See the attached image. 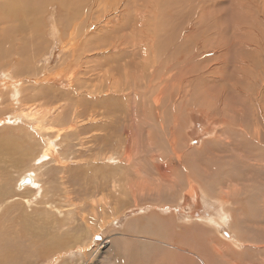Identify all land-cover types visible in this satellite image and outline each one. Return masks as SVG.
<instances>
[{"label": "rangeland", "instance_id": "rangeland-1", "mask_svg": "<svg viewBox=\"0 0 264 264\" xmlns=\"http://www.w3.org/2000/svg\"><path fill=\"white\" fill-rule=\"evenodd\" d=\"M105 1L59 0V7L53 3L42 10L29 0H13L9 6L15 4L17 15L7 16L9 7L2 10L0 0V49L6 53L0 54L6 60L0 66V193L7 188L5 200L12 203L1 215L0 238L14 249L10 264H203L202 256L213 264H264V0ZM69 26L80 33L71 43ZM140 37L142 49H136ZM120 38L128 46L121 56L113 45ZM148 38L160 52L147 48ZM118 57L129 62L128 70L119 69ZM167 60L169 66L178 62L186 74L174 79L181 71L175 64L178 69L167 73ZM152 67L156 85L174 83L171 102L160 98L161 117L152 109L158 88L148 92L147 117L136 108L137 97L123 102L127 120L110 115L111 83L125 70L130 84L139 74L148 78ZM181 80L186 99L178 95ZM34 83L40 93L29 91ZM75 107L90 110L75 114ZM170 133L173 152L165 141ZM164 162L171 170L169 183L158 181L155 170ZM31 172L38 182L18 190L17 181ZM145 177L154 188L141 187ZM223 209L227 214L220 225L194 220L217 217ZM8 227L10 236L4 234ZM224 229L238 243L226 241ZM223 242H229L228 254ZM183 246L188 251L180 250Z\"/></svg>", "mask_w": 264, "mask_h": 264}, {"label": "bare ground", "instance_id": "bare-ground-1", "mask_svg": "<svg viewBox=\"0 0 264 264\" xmlns=\"http://www.w3.org/2000/svg\"><path fill=\"white\" fill-rule=\"evenodd\" d=\"M9 1H11V3H14L13 2V0H3V6L1 7V9L2 10H4L5 11V8L6 7H9V9H6V10H8L7 12V16H14V15H17V11L15 10L16 8H15V4L13 5V6H9ZM17 1H20V2H22V3H24V2H26L27 3V0H17ZM30 2H32V3H34L33 4V6L34 7H39L40 9H47V6L48 5H50V4H53V3H57V5H58V7L60 6V3L57 1V0H42V1H39V0H29ZM105 1V0H104ZM5 2H7L6 4H5ZM39 2H41V3H39ZM100 2V1H99ZM114 2V0L113 1H110V4H112ZM39 3V4H38ZM71 3V2H70ZM69 3V4H70ZM105 3H106V1H105ZM108 3V2H107ZM106 3V4H107ZM116 3V2H115ZM114 3V4H115ZM118 3V5H119V3H120V0H119V2H117ZM5 4V5H4ZM29 4H31V3H29ZM36 4H38V5H36ZM103 4V3H102ZM105 4V5H106ZM121 4V3H120ZM124 4V3H123ZM156 4V3H155ZM169 4V3H168ZM171 4V3H170ZM54 5V4H53ZM117 5V6H118ZM163 5H165V4H162V6ZM177 5V4H176ZM21 6H22V4H21ZM75 6V5H74ZM107 6H108V4H107ZM122 6V5H121ZM155 6V5H154ZM170 6H172V5H170ZM178 6V5H177ZM33 7V8H34ZM63 7V6H62ZM68 7V6H67ZM70 7V6H69ZM115 7V6H114ZM173 7H175V6H173ZM172 7V9H174ZM181 7V6H180ZM23 8V7H22ZM22 8H20V9H22ZM32 8V9H33ZM162 8V7H161ZM171 8V7H170ZM64 9V8H63ZM73 9V8H72ZM71 9V10H72ZM156 9V8H155ZM163 9V8H162ZM164 9H167V8H165V6H164ZM69 10H70V8H69ZM76 10V9H75ZM118 10H120L119 8H118ZM30 11H32L31 9H30ZM73 11V10H72ZM167 11V10H166ZM171 11V10H170ZM154 12H156V11H154ZM173 12V11H172ZM1 13H2V11H1ZM5 13V12H4ZM75 13H77V11H74V13H72L71 15H75ZM143 13V12H142ZM157 13V12H156ZM160 13V12H159ZM167 13H168V11H167ZM170 13V12H169ZM22 14V13H21ZM24 14V13H23ZM22 14V16H24L25 15V17H27V13L26 14H24L23 15ZM30 14V13H29ZM28 14V15H29ZM32 14V13H31ZM30 14V15H31ZM69 14V13H68ZM172 15V14H171ZM18 16H19V14H18ZM33 16H34V14H33ZM105 16V15H104ZM165 16V15H164ZM163 15H162V17H164ZM168 15H166V17H167ZM20 17V16H19ZM30 17V16H29ZM35 17V16H34ZM11 18V17H10ZM36 18V17H35ZM70 18V17H69ZM104 18V17H103ZM8 19H9V17H8ZM19 19V18H18ZM25 19V18H24ZM23 19V20H24ZM33 19V18H32ZM66 19H67V17H66ZM106 19V18H105ZM166 19V18H165ZM156 20V19H155ZM154 20V21H155ZM157 20H158V18H157ZM156 20V21H157ZM18 21V20H17ZM20 21V20H19ZM65 21V20H64ZM72 20H70V22H71ZM75 21V20H74ZM105 21V20H104ZM107 21H109V20H107ZM153 21V22H154ZM159 21V20H158ZM161 21H162V19H161ZM146 21H144V23H145ZM154 23H156V22H154ZM166 23V22H165ZM74 24V23H73ZM163 24H164V22H163ZM167 24V23H166ZM154 25V24H153ZM206 25V24H205ZM54 26V25H53ZM67 26V25H66ZM144 26H146V24L144 25ZM150 26H152V24H150ZM168 26H170V25H168ZM204 26V25H203ZM70 27L71 26H69V29H70ZM22 28V27H21ZM143 28V27H142ZM146 28H148L147 26H146ZM160 28V27H159ZM71 29H72V31L70 32V34L68 35V40L70 41V42H68V43H71V41H77L75 38L80 34L78 31H76V27L75 26H72L71 27ZM70 29V30H71ZM143 30V29H142ZM146 31L148 30V29H145ZM145 30H143V31H145ZM148 31H150V29L148 30ZM154 31V30H153ZM191 31V30H190ZM29 32V31H28ZM53 33V32H52ZM116 34V33H115ZM148 34V33H147ZM65 35V34H64ZM63 35V32H62V34H61V36L62 37H65ZM146 35V34H145ZM112 36V35H111ZM147 36V35H146ZM156 36H158V38H159V34L158 35H156ZM147 37H149V34H148V36ZM147 37L145 38V39H147ZM154 37V36H153ZM67 38H65V39H67ZM115 38H117V37H115ZM141 38V39H140ZM140 38H138V45H140V46H138L136 49H142V44H143V41H142V38L143 37H140ZM151 38H152V36H151ZM79 39V38H78ZM153 39V38H152ZM62 40H64L63 38H62ZM113 40V39H112ZM122 39L120 38V42L119 43H117V44H113L114 46H115V49L117 50V52H118V54H119V56H121L120 54H124V53H126V49L128 48V46L126 47V44L124 43V41H121ZM158 40V39H157ZM160 40V39H159ZM159 40H158V42H159ZM162 40V39H161ZM67 41V40H66ZM108 41V40H107ZM118 41H119V39H118ZM134 41V43H136L135 41H137L136 39L135 40H133ZM152 41V40H151ZM154 41V40H153ZM152 41V42H153ZM167 41V40H166ZM11 42V41H10ZM109 42V41H108ZM115 42H116V40H115ZM114 42V43H115ZM150 41H149V38H148V40H147V43H146V46H147V48H149L150 50H151V52L152 53H155V52H157V51H159V50H156L155 51V48H153L154 46V44H150L149 43ZM156 42V41H155ZM190 42V41H189ZM127 43H128V41H127ZM130 43V42H129ZM134 43H132L133 45H134ZM154 43V42H153ZM108 44H110V43H108ZM112 44V43H111ZM110 44V45H111ZM131 44V45H132ZM45 45V44H44ZM72 45L73 46H76L75 45V42H72ZM101 45V44H100ZM130 45V44H129ZM130 45V46H131ZM158 45V44H157ZM156 45V46H157ZM46 46V45H45ZM66 46H68V45H66ZM114 46H112V47H114ZM135 46V45H134ZM137 46V45H136ZM135 46V47H136ZM145 46V47H146ZM195 47H196V45H194ZM111 47V48H112ZM160 46H158L156 49H158ZM165 47V46H164ZM246 47H248L249 48V46H247L246 45ZM70 48H72L73 49V47L71 46ZM133 48V47H132ZM211 48V47H210ZM218 48V47H217ZM45 49V48H44ZM134 49V48H133ZM149 49H147V52H149L150 50ZM165 49V48H164ZM215 49V48H214ZM78 50V49H77ZM149 50V51H148ZM196 50V49H195ZM0 51L2 52L3 50L2 49H0ZM7 51V50H6ZM74 50H72V52H73ZM108 51V50H107ZM129 51V50H128ZM127 51V53H130V52H132V51H130V52H128ZM135 51H137V50H135ZM141 51H143L141 54L144 56V51H146L145 49H144V47H143V50H141ZM165 51V50H164ZM0 52V54L1 55H5L6 53H1ZM36 52V51H35ZM71 52V53H72ZM105 52V51H104ZM134 52V51H133ZM160 52V51H159ZM69 53V52H68ZM136 53V52H135ZM137 53H138V51H137ZM136 53V54H137ZM146 53V52H145ZM35 54V53H34ZM37 54V53H36ZM35 54V55H36ZM46 54V53H45ZM116 54V53H115ZM117 54V55H118ZM134 54V53H133ZM149 54V53H148ZM158 54V53H157ZM179 54V53H178ZM213 54H214V52H213ZM34 55V58H36L37 56H35ZM37 55H39V52H38V54ZM114 55V54H113ZM112 55V56H113ZM162 55V54H161ZM76 56V55H75ZM124 56H126V55H124ZM128 56H129V54H128ZM137 56V55H136ZM164 56V55H163ZM221 56H222V54H221ZM42 57V56H41ZM114 57V56H113ZM115 57L117 58V56L115 55ZM114 57V58H115ZM147 56H145L144 58H146ZM160 58H161V56H159ZM158 56L156 57L157 59H156V62L157 61H159L160 60V58H159ZM167 57V56H166ZM171 57V56H170ZM242 57V56H241ZM14 58V57H13ZM32 58V57H31ZM40 58V57H39ZM38 58V59H39ZM112 57H110V59H111ZM115 58V59H116ZM119 58L120 57H118V61L117 62H119ZM148 58V57H147ZM162 58H165V57H162ZM168 58V57H167ZM2 59V58H1ZM38 59H36V60H38ZM109 59V60H110ZM124 57H123V61H124ZM130 59V58H129ZM151 59V58H150ZM173 59V61H174V57H172L171 58V60ZM179 59V58H178ZM242 59V58H241ZM4 60V59H3ZM117 60V59H116ZM127 60V59H126ZM130 60H132L133 61V59H132V57H131V59ZM171 60H169V61H171ZM177 60V59H176ZM181 60H183L182 58H181ZM221 59H219V61H220ZM223 60V59H222ZM5 61L6 60H4V61H2V60H0V66L4 63V65L6 64L5 63ZM29 61V60H28ZM68 61V60H67ZM66 61V62H67ZM135 61V60H134ZM143 61H145V62H147V63H150L152 66L155 64V60H152V61H149V60H143ZM161 61V60H160ZM165 61H166V59H165ZM168 61V60H167ZM167 62L168 63V68L167 67H165V69L167 70L166 72L168 73V69H174V68H177L179 65H177V63H174L173 61V65L172 64H170V65H172V66H169V63L170 62ZM184 62H185V60H183ZM182 61V62H183ZM243 61V60H242ZM1 62H3L2 64H1ZM10 62V63H9ZM9 62H7V65L8 64H10L11 65V61H9ZM162 62H163V59H162ZM171 62V63H172ZM181 62V63H182ZM183 62V63H184ZM225 62V61H224ZM240 62V61H239ZM238 62V63H239ZM29 63H31V61L29 62ZM28 63V64H29ZM72 63V62H71ZM88 63V62H87ZM122 63V62H121ZM120 62L118 63V64H120V66H119V69L120 70H124V69H126V70H128L129 68H126V67H129V62L128 61H125V63H122L121 64ZM143 63V62H142ZM158 63V62H157ZM164 63H166V62H164ZM183 63H182V65H183ZM189 63V62H188ZM226 63V62H225ZM246 63V62H245ZM112 64H114V63H112ZM144 64H146V63H144ZM160 65H162L161 64V62L159 63ZM176 64V66L177 67H175L174 65ZM179 64H180V62H179ZM227 64V63H226ZM234 64V63H233ZM247 64V63H246ZM30 65V64H29ZM85 65V64H84ZM109 65H110V63H109ZM117 65V64H116ZM134 65H136V64H134ZM143 65V64H142ZM147 65H149V64H146V66ZM156 65H158V64H156ZM239 65V64H238ZM240 65H241V67L243 66L242 64H241V62H240ZM6 66V65H5ZM108 66V65H107ZM112 66H114V65H112ZM144 66V65H143ZM166 66H167V64H166ZM186 66V65H185ZM246 66V65H245ZM110 67V66H109ZM117 67H118V65H117ZM164 67V66H163ZM184 67V66H183ZM192 67V66H191ZM224 66H222V68H223ZM5 68H7V67H5ZM28 68V67H27ZM37 68V67H36ZM115 68V67H114ZM113 68V69H114ZM141 68V67H140ZM140 68H138L139 70H140ZM153 69L150 71V69H148V73H147V76H148V78L146 77V73H144V74H139V76L138 77H136L135 76V79H134V81H133V83H128V73L126 72V70H125V72L123 73L124 74V79L125 80H123L122 79V77L121 76H123V74L122 75H120L117 79H115L109 86V88H108V90L109 91H111L112 92V94H113V97H110L109 95V99H108V102H107V100H106V102L108 103V106H106V107H108V109H109V111H110V115L112 114V115H118V117L119 118H121V119H123V118H125L126 116V114H124V116H123V113L124 112H126L127 110H125V107H124V103L123 102H126V103H128V102H131L132 100H134L136 97L138 98L137 99V101H139V104H137V107L136 108H138L139 110H141L140 112H142V115L144 116V117H147L146 116V111L147 110H149L148 108H149V106H147L148 104H147V101H148V92H152V95L153 94H155V93H153L154 92V90H156L157 88H158V93L156 94V95H154L155 97H154V99L152 100V103L154 104V107L152 108L153 109V111H154V114H155V118H158L159 116H160V112H159V109L161 108V107H159L158 105H160L159 104V101H160V98H162V97H165V96H167L168 97V99H169V101L171 102V100L173 99V97H174V94H173V85H174V83L173 84H171L170 86L168 85V83L167 82H161V81H159V83H161L160 85H156V83H155V77H156V75H157V69L156 68H154V67H152ZM180 68H182V66L180 65L179 66V71H181V72H179V73H181V74H179L178 73V70H177V73H176V71H175V73H176V75L173 77L174 79H176L177 78V76H182V72H184L185 73V71L184 70H181ZM185 68V67H184ZM65 69V68H64ZM63 69V70H64ZM101 69V68H100ZM135 69H137V67L135 68ZM143 69H145L144 67H143ZM147 69V68H146ZM145 69V70H146ZM161 69V68H160ZM164 69V70H165ZM178 69V68H177ZM233 69V68H232ZM32 70H35V71H37L38 69H32ZM115 70L117 71V68H115L114 69V71L113 72H115ZM159 70V69H158ZM163 70V69H162ZM190 70V69H189ZM222 70V69H221ZM227 70V69H226ZM240 70V69H239ZM110 71V70H109ZM130 71V70H129ZM143 71V70H142ZM150 71V72H149ZM161 71V70H160ZM186 71H187V69H186ZM34 72V71H33ZM131 72V71H130ZM192 72V71H191ZM106 73V72H105ZM110 73V72H109ZM116 73V72H115ZM119 73V72H118ZM138 73H140V72H138ZM165 73V72H164ZM166 73V74H167ZM174 73V72H173ZM184 73H183V75H184ZM244 73H245V70H244ZM108 74V73H107ZM106 74V75H107ZM112 74H114V73H112ZM111 74V75H112ZM186 74V73H185ZM188 74H189V72H188ZM187 74V77L189 76ZM247 74V73H246ZM256 74V73H255ZM2 75V74H1ZM105 75V76H106ZM164 75V74H163ZM222 75V74H221ZM107 76H109V75H107ZM134 76V75H133ZM166 76V75H165ZM170 76H171V74H170ZM170 76H168V77H170ZM185 76V75H184ZM260 76V75H259ZM28 77V76H27ZM111 77V76H110ZM160 77H161V75H160ZM168 77H166L167 79H168ZM225 77V76H224ZM238 77V76H237ZM244 77V76H243ZM162 78V77H161ZM164 78L165 77H163L162 79L164 80ZM185 78V77H184ZM112 79V78H111ZM148 79V82L147 83H143V80H147ZM161 79V80H162ZM193 79V78H192ZM191 79V80H192ZM224 79V78H223ZM239 79V78H238ZM242 79V78H241ZM249 79V78H248ZM156 80H159V79H157V77H156ZM166 80V79H165ZM164 80V81H165ZM170 80H173V79H170ZM123 81V82H122ZM168 81V80H167ZM188 81V79L186 78L185 79V82H187ZM122 82V83H121ZM214 82V81H213ZM224 82V81H223ZM228 82V81H227ZM241 82H243V81H241ZM226 83V82H225ZM35 84H37V83H34L33 85H32V87H30V88H28V89H30L29 91L30 92H32L33 90H35ZM141 84H145L144 85V89H142V88H140L141 90H142V92H140V91H137V89L139 88V86L141 85ZM185 84L186 83H182V80L181 81H179L178 82V95H179V97L181 98V99H186V97H187V93H186V91H185V89H182V88H184L185 87ZM189 84V83H188ZM229 84V83H228ZM236 84H238V82L236 83ZM18 85V84H17ZM230 85V84H229ZM234 85V84H233ZM158 86V87H157ZM177 86V85H176ZM187 86V85H186ZM236 86V85H235ZM242 86V85H241ZM240 86V87H241ZM44 87V86H43ZM237 87V86H236ZM71 90H72V88L71 87H69ZM231 88V87H230ZM239 88V87H238ZM37 89V91H38V88H36ZM81 89V88H80ZM181 89H182V92H181ZM222 89H223V87H222ZM228 89V88H227ZM236 89V88H235ZM105 90V89H104ZM188 90V89H187ZM18 91V90H17ZM41 91V90H40ZM40 91H38V93H40ZM99 91V90H98ZM223 91V90H222ZM44 92V91H43ZM77 92V91H76ZM81 92V91H80ZM99 92H101L102 93V91H99ZM212 92V91H211ZM217 92V91H216ZM237 92V91H236ZM242 92V91H241ZM240 92V93H241ZM13 93V92H12ZM18 93H19V91H18ZM96 93V92H95ZM108 93V92H107ZM221 93V92H220ZM31 94V93H30ZM34 95H35V93H33ZM54 94V93H53ZM61 94H62V92H61ZM151 94V93H150ZM247 94V93H246ZM51 95V94H50ZM98 95V94H97ZM100 95V94H99ZM191 95V94H190ZM258 95H259V93H258ZM31 96V95H30ZM29 96V97H30ZM54 96V95H53ZM52 96V97H53ZM96 96V95H95ZM112 96V95H111ZM192 96V95H191ZM257 96V95H256ZM32 97L33 96H31V99H32ZM40 97H42V98H45L46 97V95H41ZM17 98H19V96H17ZM41 98V99H42ZM81 98V97H80ZM153 98V97H152ZM35 99V98H34ZM34 99H32V100H34ZM162 99H164V98H162ZM14 100V99H13ZM52 100V99H51ZM55 100V99H54ZM53 100V101H54ZM165 100H167V99H165ZM98 101H100V99L98 100ZM136 101V100H135ZM184 101V100H183ZM213 102V101H212ZM92 103V102H91ZM98 103V102H97ZM105 103V102H104ZM12 104H13V102H12ZM80 104H81V101H80ZM131 104V103H130ZM133 104V103H132ZM136 104V103H135ZM162 104V103H161ZM82 105V104H81ZM94 105V104H93ZM97 105V104H96ZM214 105V104H213ZM76 106V105H75ZM83 106V105H82ZM87 106V105H86ZM128 106H129V104H128ZM100 107V106H99ZM104 107V106H103ZM105 107V108H106ZM131 107V106H130ZM129 107V108H130ZM50 108V107H49ZM54 108V107H53ZM61 108V111H62V107H60ZM85 108H87V109H85ZM93 108V107H92ZM133 108V107H132ZM151 108V107H150ZM156 108V109H155ZM204 108V107H203ZM90 109H91V106H90ZM89 109V110H90ZM95 109V108H94ZM100 109H102V108H100ZM53 110V109H52ZM51 109L49 110L48 109V111H52ZM57 110V109H56ZM68 110H69V107H68ZM73 110V112L75 113V114H80L81 112H86V110H88V107H84V109H82V110H79V109H77L76 107L74 108V109H72ZM88 110V111H89ZM129 110V109H128ZM132 110V109H131ZM165 110V109H164ZM206 110V109H205ZM48 111L47 112H45V113H48ZM88 111H87V116L88 115H90V114H88ZM92 111V110H91ZM93 111H95V110H93ZM102 111V110H101ZM106 111V110H105ZM108 111V110H107ZM108 111V112H109ZM152 111V112H153ZM219 111V110H218ZM63 112V111H62ZM65 112V111H64ZM72 112V111H71ZM107 112V113H108ZM220 112V111H219ZM50 113V112H49ZM48 113V114H49ZM69 113H70V111H69ZM90 113V112H89ZM93 113V112H92ZM103 113V112H102ZM135 113V112H134ZM133 113V114H134ZM165 113V112H164ZM170 113H171V111H170ZM52 114V113H51ZM62 114V113H61ZM64 114H66V112L64 113ZM94 114V113H93ZM132 114V113H131ZM167 114V113H166ZM241 114V113H240ZM67 115H69L68 113H67ZM72 115V114H71ZM82 115H84V114H82ZM81 115V116H82ZM85 115H86V113H85ZM108 115V114H107ZM148 115H150L151 116V113H149ZM63 116H65V115H63ZM70 116V115H69ZM74 116H76V115H74ZM67 117V116H66ZM70 117H72V116H70ZM116 117V116H115ZM161 117V116H160ZM48 118V117H47ZM65 118V117H64ZM63 118V119H64ZM75 118V117H74ZM77 118V117H76ZM110 118V117H109ZM114 118V117H113ZM133 119H134V117H132ZM150 117L148 116V119H149ZM62 119V118H61ZM67 119V118H66ZM70 119V118H69ZM112 119V118H111ZM118 119V118H117ZM126 119V118H125ZM140 119V118H139ZM65 120V119H64ZM72 120V119H71ZM107 120V119H106ZM127 120V119H126ZM131 120V119H130ZM141 120V119H140ZM144 120V119H143ZM107 121H110V120H107ZM118 121V120H117ZM133 121V120H132ZM137 121H139V120H137ZM147 121V120H146ZM161 121H162V119H161ZM112 122V121H111ZM110 122V123H111ZM135 122V121H134ZM225 122H227L226 120H225ZM224 122V123H225ZM44 123H46V122H44ZM109 123V124H110ZM138 123V122H137ZM140 123V122H139ZM148 123V121L146 122V124ZM71 124V123H70ZM89 124V123H88ZM97 124V123H96ZM120 124V123H119ZM122 124V123H121ZM120 124V125H121ZM144 124V123H143ZM226 124V123H225ZM224 124V125H225ZM86 125V124H85ZM94 125V124H93ZM92 125V126H93ZM136 125V124H135ZM154 125V124H153ZM161 125V124H160ZM227 125V124H226ZM225 125V126H226ZM91 126V125H90ZM224 126V127H225ZM113 127V126H112ZM118 127V126H117ZM142 127V126H141ZM100 128V127H99ZM80 129V128H79ZM118 129V128H117ZM120 129V128H119ZM155 129V128H154ZM177 129V128H176ZM55 131V130H54ZM124 131H126V130H124ZM164 131V130H163ZM57 132V131H56ZM241 132H242V130H241ZM68 133V132H67ZM70 133V132H69ZM130 132H128V134L125 136V137H127V136H129L130 134H129ZM132 133V132H131ZM232 133V132H231ZM239 133V132H238ZM245 133V132H244ZM125 134H126V132H125ZM133 134V133H132ZM151 134V133H150ZM171 134L172 133H170L169 135H168V139L167 138H164V139H167V140H165L166 141V143H168V147H169V149H170V152H173V150H175V148L173 147V144H172V137H171ZM59 135V134H58ZM66 135V134H65ZM102 135V134H101ZM135 135V134H134ZM239 136V135H238ZM247 136V135H246ZM64 137V136H63ZM165 137V136H164ZM255 137V136H254ZM129 138H130V136H129ZM257 138V137H256ZM63 139V138H62ZM93 139V138H92ZM101 139V138H100ZM104 139V138H103ZM126 139V138H125ZM162 139V138H161ZM129 141V140H128ZM108 142V141H107ZM112 142V141H111ZM131 142V141H130ZM175 142V141H174ZM127 144V143H126ZM176 144V143H175ZM174 144V146H176ZM123 145H125V144H123ZM135 145V144H134ZM126 146H128V145H126ZM168 147H166V148H168ZM176 148H178L177 146H176ZM49 149V148H48ZM124 150V149H123ZM130 150V149H129ZM128 151V150H127ZM129 152V151H128ZM128 152H127V154L126 153H124V156H123V159H124V161H126V162H128L129 161V155H128ZM176 152V151H175ZM178 152V151H177ZM14 154V153H13ZM135 154V153H134ZM113 156V155H112ZM133 156V155H132ZM177 156H179V155H177ZM15 157V156H14ZM13 157V158H14ZM109 157V156H108ZM117 157V156H116ZM116 157H114V158H116ZM182 157V156H181ZM12 158V159H13ZM16 158H17V156H16ZM104 158V157H103ZM180 158V157H179ZM186 158V157H185ZM34 159H37V157H33V159L32 160H34ZM112 159V158H111ZM14 160V159H13ZM42 160V159H41ZM131 160V159H130ZM17 160H15V162H16ZM123 161V162H124ZM14 162V161H13ZM111 162V161H110ZM120 162V161H119ZM122 162V163H123ZM154 162V161H153ZM179 162V161H178ZM121 163V162H120ZM135 163V162H134ZM157 164V163H156ZM166 162H164L163 164H159L158 163V165H155V170H156V173L157 174H159V179H158V181H162V182H164V183H166V182H168L169 183V181L168 180H172V177H171V173L169 172V171H171L168 167H166ZM152 165H153V163H152ZM74 166V165H73ZM72 166V167H73ZM119 166V165H118ZM153 167H154V165H153ZM4 168V167H3ZM58 169V168H57ZM109 169V168H108ZM121 169V168H120ZM121 171V170H120ZM136 172H137V170H136ZM139 172V171H138ZM169 172V173H168ZM202 172V171H201ZM209 172V171H208ZM204 173V172H203ZM143 174V173H142ZM22 176V175H21ZM27 176V177H26ZM35 177H36V179H35ZM116 177V176H115ZM114 178V177H113ZM141 178V177H140ZM151 178V177H150ZM148 177H145L144 178V183H143V185L141 186V187H148V188H154L153 187V185H150V183L148 184ZM34 180H36L37 182H38V178H37V175H36V172H31V174L30 175H27V174H24L22 177H20V179L17 181V188H18V190H22V189H25V188H27V187H31V185L35 182ZM143 180V179H142ZM150 180V179H149ZM177 180V179H176ZM157 181V180H156ZM199 181V180H198ZM189 182V181H188ZM205 182V181H204ZM10 183H12V182H10ZM39 184V183H38ZM134 184V183H133ZM152 184V183H151ZM162 184V183H161ZM127 185V184H126ZM129 185V184H128ZM164 185V184H163ZM239 185V184H238ZM130 186H132V185H130ZM236 188V187H235ZM1 190V189H0ZM3 191V190H2ZM4 191L5 192H3V193H0V218H1V215H5L6 213H9L8 211H9V207L11 206V204L12 203H10V200H9V198H7V200H5V196H7L8 195V189L6 188V189H4ZM230 191V190H229ZM240 191V190H239ZM242 191V190H241ZM14 192V191H13ZM13 192H12V195H13ZM20 192V191H19ZM23 192V191H22ZM228 194H230L228 191H226ZM240 193V192H239ZM9 194H10V192H9ZM223 195V194H222ZM237 195H238V193H237ZM226 196V195H225ZM246 196V195H245ZM9 197H10V195H9ZM173 197V196H172ZM223 197H224V195H223ZM238 198V197H237ZM48 199V198H47ZM247 199V198H246ZM24 200V199H23ZM19 201V200H18ZM22 201V200H21ZM20 201V202H21ZM26 204L29 202V199H27L26 198ZM14 202V201H13ZM242 202V201H241ZM263 202H264V200H263ZM15 203V202H14ZM18 203V202H17ZM164 203V202H163ZM23 204V203H22ZM25 204V203H24ZM25 204V205H26ZM161 204V203H160ZM263 204V203H262ZM15 205V204H14ZM28 205V204H27ZM20 206H21V203H20ZM20 206H18V207H20ZM24 206V205H23ZM228 207V206H227ZM22 208H24L25 209V207H22ZM228 210V209H227ZM226 214H227V212L225 211V209H223V210H220V215H218L217 217H215V216H213V217H209V218H207V219H202V218H196V219H194V220H198V221H200V220H202V221H204L203 223H200L202 226H206V227H208V226H212V227H214V226H216V225H220L221 223H218V220L220 219V221H222V222H224L225 221V219H226ZM11 215V214H10ZM13 215V214H12ZM14 216V215H13ZM12 216V217H13ZM138 216V215H137ZM167 216V215H166ZM210 216H212V215H210ZM26 217V216H25ZM24 217V218H25ZM197 217V216H196ZM200 217V216H199ZM202 217V216H201ZM7 218V217H6ZM6 218H5V220H6ZM8 219H9V223H13V219L12 218H9L8 217ZM7 219V220H8ZM164 219V218H163ZM4 220V221H5ZM6 220V221H7ZM192 220V219H191ZM183 222V221H182ZM196 222V221H195ZM194 222V223H195ZM1 223V222H0ZM208 223H209V225H208ZM199 224V223H198ZM207 224V225H206ZM223 225H225V224H223ZM12 226V225H11ZM14 226V225H13ZM12 226V227H13ZM16 226V225H15ZM226 227H228V225H225ZM11 227V228H12ZM170 227V226H169ZM9 228V227H8ZM22 228V227H21ZM210 228V227H209ZM7 229V228H6ZM118 233V232H117ZM222 233H223V236H224V239L226 240V241H229V242H236V243H238V240L237 239H235L234 238V236H233V234L231 233V232H229L227 229H224V231H222ZM221 233V234H222ZM4 234L5 235H8V236H10L11 235V230H10V228L7 230V231H5L4 232ZM208 234V233H207ZM215 234V233H214ZM0 235H2V234H0ZM14 235H15V233H14ZM13 237H15V241H17V240H20V239H18L17 238V236H13ZM87 237V236H86ZM4 238V237H3ZM3 238H0V264H10L11 263V260H12V257H11V255L12 254H10L11 253V251L12 250H14V249H11L12 248V246H9V245H7L6 243H4V241H1V239H3ZM189 238V237H188ZM209 238V237H208ZM10 240H12V241H14V238L13 239H10ZM9 240V241H10ZM51 240V239H50ZM81 240H83V239H81ZM219 240V239H218ZM11 241V242H12ZM215 241H217V239L215 240ZM220 241V240H219ZM224 241V240H223ZM206 242V241H205ZM229 242H227L226 244H224V242L222 243V244H220L221 246H222V248H225L226 247V249H227V244L229 243ZM15 243V242H14ZM217 243H219L218 241H217ZM221 243V242H220ZM236 243H234V244H236ZM14 245V244H13ZM18 245V244H17ZM42 246H45V243H42L41 244ZM56 246H53V248H55V247H57V244H55ZM226 245V246H225ZM230 245V244H229ZM237 245V244H236ZM16 246V245H15ZM187 247V246H186ZM218 246H216V248H217ZM3 248V249H2ZM177 248V247H176ZM190 248V247H189ZM212 248V247H211ZM214 248V247H213ZM219 248H221L220 246H219ZM16 249V248H15ZM196 249H198V248H196ZM56 250V249H55ZM180 250H184V251H188V249L187 248H185V246H183V247H180ZM213 250V249H212ZM229 250V248L227 249V251ZM233 250V249H232ZM242 250H243V248H242ZM179 251V250H178ZM194 251V250H193ZM203 251V250H202ZM211 251V250H210ZM217 251H218V255H220L222 252L219 250V249H217ZM216 251V252H217ZM226 251V252H227ZM14 253L16 252V251H13ZM181 252V251H180ZM183 252V251H182ZM181 252V253H182ZM197 252V251H196ZM230 251H228L227 252V254L229 253ZM198 253V255H199V257H201L200 255H202V254H199V252H197ZM191 254V253H190ZM216 254V253H215ZM228 258V257H227ZM14 259V258H13ZM57 259V258H56ZM185 259V258H184ZM186 259H188V258H186ZM194 259V258H193ZM198 259V258H197ZM201 259V261L203 262V264H213V262L210 260V259H208V258H203V256H202V258H200ZM199 259V260H200ZM227 260V259H226ZM224 261V262H228L229 260L230 261H232L230 258L228 259V261ZM198 261V260H197ZM198 264V262H195V264ZM228 263H230V262H228ZM228 263H225V264H228ZM236 263V262H235ZM234 263V264H235ZM239 263H240V261H239ZM192 264H193V262H192ZM231 264H233V261H232V263ZM237 264V263H236ZM240 264H242V263H240Z\"/></svg>", "mask_w": 264, "mask_h": 264}, {"label": "crops", "instance_id": "crops-1", "mask_svg": "<svg viewBox=\"0 0 264 264\" xmlns=\"http://www.w3.org/2000/svg\"><path fill=\"white\" fill-rule=\"evenodd\" d=\"M192 208V207H191ZM197 218V217H196Z\"/></svg>", "mask_w": 264, "mask_h": 264}]
</instances>
